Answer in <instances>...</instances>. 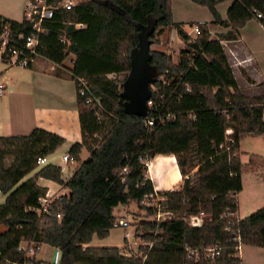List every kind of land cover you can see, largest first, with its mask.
Returning a JSON list of instances; mask_svg holds the SVG:
<instances>
[{
  "label": "trees",
  "instance_id": "trees-1",
  "mask_svg": "<svg viewBox=\"0 0 264 264\" xmlns=\"http://www.w3.org/2000/svg\"><path fill=\"white\" fill-rule=\"evenodd\" d=\"M191 1L209 9L211 23L230 30L211 39L208 23L200 22L196 37H189L182 23L172 20L171 0H80L71 10L57 12L47 25L39 52L57 65L68 53L75 55L69 72L53 73L74 81L76 76L85 78L107 114L98 119L76 92L81 141L73 143L67 154L80 161L85 147L89 155L66 181L61 167L50 163L22 180L38 167L37 158L64 142L62 136L39 127L26 135L0 136V192L6 195L0 204L4 228L0 264H40L35 254L43 245L61 252V264H240V245L264 249V205L244 219L237 215L243 170L264 168V157L252 154L244 164L239 151L241 140L264 134V94L241 92L221 43L235 38L252 18L264 27V0H231L225 18L216 6L226 0ZM250 6L262 17L256 18ZM150 22V46L165 28L173 27L183 48L175 64L165 52L149 50V63L157 74L151 98L162 95L157 98L158 112L176 116L146 128L142 117L124 112L121 91L130 70V52ZM76 23L84 26L77 28ZM62 35L68 45L60 40ZM241 72L254 82L244 69ZM165 74L168 83L162 85L159 76ZM227 128L232 133L226 137ZM167 153L175 156L182 185L155 192L144 160ZM39 177L69 190L50 199L40 212L36 209L47 189L37 183ZM150 194L162 197L160 209L171 217L140 223L147 244L139 248L141 255L131 254L125 246H90L94 237L107 238L123 220L116 210L119 206L135 203L154 215L156 208L142 203ZM200 213L198 226L183 221ZM23 244L26 248L19 250ZM214 247L219 254L210 259L205 251ZM29 248L34 255H29Z\"/></svg>",
  "mask_w": 264,
  "mask_h": 264
},
{
  "label": "crops",
  "instance_id": "crops-1",
  "mask_svg": "<svg viewBox=\"0 0 264 264\" xmlns=\"http://www.w3.org/2000/svg\"><path fill=\"white\" fill-rule=\"evenodd\" d=\"M172 1L174 0H171V4ZM23 4L24 0H0V16L13 21H20L23 17L21 16ZM211 21L212 19L206 21L208 23L211 39H216L218 35L224 34L230 30L229 27L224 28L218 24L211 23ZM257 35L264 38V31H260V34H247L245 31H237L235 38L224 39L221 41L230 61L238 86L241 92L246 96L264 94V84H262L264 81V64L258 56L257 49H255L258 42L256 38ZM42 64H44L46 68ZM69 68L72 67L70 66ZM28 69L33 71L31 72V75L26 78H13L11 76H5L3 83L6 84V90L0 95V136L26 135L35 127L51 131L62 136L64 138V142L58 146L53 153L45 157L44 164L31 171L22 180L33 176L40 167L50 163L61 167V178L66 181L71 176L79 162L84 160V157L87 158L89 155L88 150L83 147L79 153L80 161L74 160L76 165L72 168L68 166L70 162L64 163L62 161V157L61 160L58 161L52 159V155L59 148H65L66 152L64 154H66L73 143L81 141L75 81L66 76H58L54 74L53 72L58 69L62 71H68V69L56 66L50 60L38 59L36 63ZM242 69H244L248 77L254 81L253 83L248 82L245 76L242 75ZM4 71L10 72V68H5ZM1 73L2 71L0 70V75ZM249 138L251 139V149L246 151L242 150L243 142ZM239 151L241 155L242 153H249L250 155L254 154L264 157V134L256 137H247L241 140L239 144ZM84 153L85 155H83ZM240 157L243 162L242 156ZM248 170L252 174L248 177L250 180L256 183L260 181L261 176L259 169L249 167ZM64 173L67 174L64 176ZM146 174L148 175V173ZM150 179L153 180L151 176ZM241 179L243 190V173L241 175ZM262 180L264 181V176ZM177 182L182 185V175L180 172L175 183ZM37 183L46 187V196L48 199H53L61 194H67L69 191L64 185L47 178L39 177L37 179ZM170 189H174V186L168 185L165 188V190ZM154 190L155 192H161L157 190L155 186ZM241 191L237 194V215L239 219V211L241 208L239 205V195ZM5 198L6 195L0 192V204L5 201ZM119 207L116 208L117 211H119ZM253 207L254 208L251 209L254 210L258 206ZM95 239L96 241L99 240L94 237L90 246L94 244ZM105 239H102L101 241ZM123 239L127 240V237L124 235ZM43 246L56 250V248L47 245ZM41 249L42 247H40L38 252L35 254V257L39 262L43 261L39 257L37 258ZM53 252L51 253L49 264H52L51 259ZM237 255L240 260V264H264V249L262 248L240 245Z\"/></svg>",
  "mask_w": 264,
  "mask_h": 264
},
{
  "label": "rangeland",
  "instance_id": "rangeland-1",
  "mask_svg": "<svg viewBox=\"0 0 264 264\" xmlns=\"http://www.w3.org/2000/svg\"><path fill=\"white\" fill-rule=\"evenodd\" d=\"M80 1V0H79ZM231 0H226L220 2L216 8L222 18L226 16V10L228 6L231 4ZM172 9V20L174 22L182 23V28L184 31H191L194 25L200 22H206L209 19H212V15L209 9L206 6H202L192 2L191 0H174L171 4ZM21 15V14H20ZM23 16V11L22 15ZM222 27V26H221ZM209 29V28H208ZM239 31H245L247 34H260V31H264V27L262 24L252 18L244 24ZM257 45L255 49H257L258 56L262 63L264 64V38L260 35H257ZM183 48V41L180 36L177 34V31L173 27H167L163 30V32L156 36L155 42L150 46V49L159 50L166 53V55L170 58L171 63H178L180 59V52ZM74 54L68 53L66 58L63 60L61 67L64 69H71L70 66H73L74 62ZM45 68L46 66L42 64ZM5 68H10V72H5ZM3 69V70H2ZM0 70L2 71L0 75V81L3 82L5 80V76H11L13 78L20 77H28L31 75L30 69L27 67L22 68L18 65L9 66L7 63L0 59ZM41 71V70H39ZM165 75H160L159 79H166ZM114 77V75H112ZM153 88V87H152ZM251 139H246L243 142L242 150H250L251 149ZM262 150V149H261ZM66 152L65 148H59L52 155L53 160H61L62 155ZM85 155V153L83 154ZM242 159L244 164H249V153H242ZM85 159V157H84ZM149 165L147 167L146 173H148L149 177L153 178L152 182L155 188L159 191L165 190L166 186L173 185L174 189H179L181 184L179 182L175 183L179 176V168L176 164L175 157L171 153L167 154H157L152 159H150ZM73 163V164H72ZM69 163L68 166L70 168L76 165L74 162ZM67 165V164H66ZM260 167V166H259ZM244 185L243 190L239 195V205L241 206L239 211L240 219H244V217L248 216L251 212L258 209L259 207L264 205V181L262 180L264 174V168H259V173L261 176L260 181L253 182L248 177L252 175L248 168L244 169ZM67 173H64L65 176ZM147 175V174H146ZM147 175V176H148ZM162 199L161 196H156L151 199L152 202L160 201ZM253 206H258L256 209ZM118 213L123 215V221L128 223L127 227H115L110 231L109 237L103 241L98 240L93 245L94 247H123L134 255H141L139 248H145L147 244L141 238L145 234V230L140 227V223L143 220L147 221H156L155 215H148L147 210L144 208L138 207L135 203H132L129 207L120 206ZM252 210V211H250ZM165 219H170L171 215L165 216ZM172 217H176V219H180L179 216L173 215ZM160 220H163L162 217ZM4 230L3 227H0V231ZM128 234L127 242L124 243V235ZM54 249H50L48 247L42 246L41 252L37 255L43 261L40 264H49L51 253Z\"/></svg>",
  "mask_w": 264,
  "mask_h": 264
},
{
  "label": "built area",
  "instance_id": "built-area-1",
  "mask_svg": "<svg viewBox=\"0 0 264 264\" xmlns=\"http://www.w3.org/2000/svg\"><path fill=\"white\" fill-rule=\"evenodd\" d=\"M79 0H24L23 4V17L20 21H13L7 18L0 17V59L7 63L9 66L18 65L21 67L32 66L36 63L38 59H46L40 52L39 48L41 46V36L45 31H47V25L55 18L56 13L59 11L71 10ZM250 11L256 18H261L262 13L255 9L254 7H249ZM84 25L81 23H76L75 27L82 28ZM199 32L198 25H194L191 31H186V33L191 38H195ZM60 40L69 43L68 40L62 35ZM53 63V62H52ZM56 66L57 65L54 63ZM113 74H108V78H112ZM166 77V74L165 76ZM162 85L168 83V79L161 78ZM76 91L77 94L83 98L85 105L91 109L94 115L101 119L104 114H107L102 100L100 97L95 96L91 90L90 83L83 77H75ZM153 87V88H152ZM152 91L156 90L154 85L151 86ZM6 90V84L0 81V95ZM162 99V95L156 96V98H151L147 101V114L142 117L143 125L146 128L152 127L155 123L164 125L170 120L174 119L176 114L172 112H167L161 114L158 112V102L157 98ZM232 133L231 128L225 130L226 137ZM62 161L64 163H72L74 159L69 154L62 155ZM150 160H144L146 166L149 165ZM45 157H39L36 160L38 166L44 164ZM156 196L153 194L148 195L142 203L145 205H151L156 208L155 217L156 220L165 219V216H169L166 212L161 211L159 206V200L152 202L151 199ZM50 199L47 196L40 198V207L36 210L38 212L47 209V203ZM59 216V215H58ZM225 216H221L224 219ZM183 221L189 226H198L202 222V213L197 215H188L183 217ZM115 227H127L128 223L121 220L114 225ZM128 237V234H125ZM239 241V238H236ZM26 244L21 245L19 250L25 249ZM239 249V247L237 248ZM29 255H34L32 248L28 249ZM208 258L213 259L218 256L219 249L211 248L205 251ZM62 255L61 252L56 249L52 254L51 263L61 264ZM27 264V263H22Z\"/></svg>",
  "mask_w": 264,
  "mask_h": 264
},
{
  "label": "water",
  "instance_id": "water-1",
  "mask_svg": "<svg viewBox=\"0 0 264 264\" xmlns=\"http://www.w3.org/2000/svg\"><path fill=\"white\" fill-rule=\"evenodd\" d=\"M152 22L142 29L138 36V46L130 52V70L122 82L121 97L125 113L144 117L147 101L152 94L151 86L156 79V70L149 63V32Z\"/></svg>",
  "mask_w": 264,
  "mask_h": 264
}]
</instances>
